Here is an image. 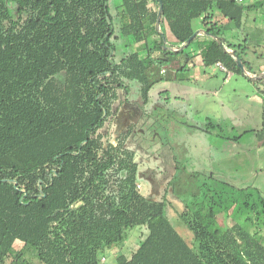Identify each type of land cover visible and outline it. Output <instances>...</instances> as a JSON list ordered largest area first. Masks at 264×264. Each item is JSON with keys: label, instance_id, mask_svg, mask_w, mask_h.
<instances>
[{"label": "trees", "instance_id": "trees-1", "mask_svg": "<svg viewBox=\"0 0 264 264\" xmlns=\"http://www.w3.org/2000/svg\"><path fill=\"white\" fill-rule=\"evenodd\" d=\"M161 1L156 29L158 0H119L114 13L112 0H0V264H98L135 230L138 242L116 264L264 263L248 230L264 228L263 191L212 171L193 185L200 172L182 169L162 192L143 194L139 178L150 176L136 157L137 140L159 125L150 89L189 62L264 85V65L253 71L245 58L249 35L239 42L233 32L264 0ZM121 47L131 50L118 57ZM202 130L230 141L255 132L227 135L211 121ZM168 192L190 240L166 216Z\"/></svg>", "mask_w": 264, "mask_h": 264}, {"label": "rangeland", "instance_id": "rangeland-1", "mask_svg": "<svg viewBox=\"0 0 264 264\" xmlns=\"http://www.w3.org/2000/svg\"><path fill=\"white\" fill-rule=\"evenodd\" d=\"M254 1L246 0V3ZM118 2L119 0H112V13L115 12L114 5ZM118 25L117 22L116 26ZM233 32L236 41L242 42L244 34H248L251 39L247 42L245 55L251 70L254 71L259 65L263 66L264 4L256 9L252 8L241 29H234ZM117 33L116 43L122 44L123 37L118 31ZM224 36L230 39L229 32ZM168 39L171 41L170 36ZM257 39L261 47L254 45V40ZM124 50L123 47L118 48L116 55L122 56ZM128 50L131 48H126L125 51ZM177 60L183 64L181 56H178ZM174 65L170 62L166 66L171 76L176 69ZM202 68L201 70L199 67L192 68L189 62L184 70L179 71L177 79L173 77L169 80L162 79L150 89V98L152 100L157 98L161 108L158 111L159 125L153 135L143 141L137 140L141 148L136 157L144 160L141 167L150 176L149 179L139 178L141 192L150 194L158 185L155 192H162L164 180L183 169L181 172L187 175L200 172L195 181L193 180V185L206 180V176L212 171L218 178L236 180L235 183L240 186H255L264 193V172H254V167L264 164V146L260 152L255 150V132L247 131L239 140L230 141L222 140L217 132L202 130L210 121L219 123L222 126V133L227 135H239L245 129L259 127L263 120V107L255 98L262 96L264 85L242 74H226L224 70L214 65ZM256 86L260 87V91ZM121 119L123 123L127 118L123 119L122 115ZM131 147L136 149V142L131 144ZM258 156H261V161L258 160ZM151 176L156 180L154 184L148 181L152 180ZM166 196L170 199V205L165 211L166 216L180 235L190 240V231L176 214L183 205L175 195L168 192ZM259 223L264 224V215ZM138 228L140 227L130 229L128 232ZM248 230L264 244V228L249 225ZM140 236L139 230L129 233L123 245L101 252L98 264H116V253H130ZM29 262L43 264L37 257L31 258Z\"/></svg>", "mask_w": 264, "mask_h": 264}, {"label": "crops", "instance_id": "crops-1", "mask_svg": "<svg viewBox=\"0 0 264 264\" xmlns=\"http://www.w3.org/2000/svg\"><path fill=\"white\" fill-rule=\"evenodd\" d=\"M197 67H199V66H195L194 68H197ZM199 69L201 70L200 67H199ZM200 70H198V71H200ZM255 96H258V95H255ZM255 99H256L257 103H260V105H262V107H263V112H262L263 120L260 123L259 127L254 128L255 129L254 148L257 152H260L264 146V95L258 96ZM260 157L261 156H258V160L261 161ZM256 159H257V156H256ZM262 167H264V164L262 166L254 167V172H264V169H262L261 171L260 170L258 171V169L262 168ZM256 168H258V169L256 170Z\"/></svg>", "mask_w": 264, "mask_h": 264}, {"label": "water", "instance_id": "water-1", "mask_svg": "<svg viewBox=\"0 0 264 264\" xmlns=\"http://www.w3.org/2000/svg\"><path fill=\"white\" fill-rule=\"evenodd\" d=\"M159 2V8H158V11H157V19H156V22H155V27L156 29L158 28V25H159V21H160V15H161V11H162V7H163V4H162V1L161 0H158ZM198 30L195 31L188 39H187V43L191 41V39L197 34ZM165 40V38H163ZM236 62H237V65L240 67V69L243 71L244 70V67H243V64L240 60V58L237 56L236 57ZM260 75H264V72H262Z\"/></svg>", "mask_w": 264, "mask_h": 264}, {"label": "built area", "instance_id": "built-area-1", "mask_svg": "<svg viewBox=\"0 0 264 264\" xmlns=\"http://www.w3.org/2000/svg\"><path fill=\"white\" fill-rule=\"evenodd\" d=\"M240 1V0H239ZM218 65L220 66V67H222L219 63H218ZM264 264V263H263Z\"/></svg>", "mask_w": 264, "mask_h": 264}, {"label": "flooded vegetation", "instance_id": "flooded-vegetation-1", "mask_svg": "<svg viewBox=\"0 0 264 264\" xmlns=\"http://www.w3.org/2000/svg\"><path fill=\"white\" fill-rule=\"evenodd\" d=\"M141 130V129H140ZM142 131V130H141Z\"/></svg>", "mask_w": 264, "mask_h": 264}]
</instances>
